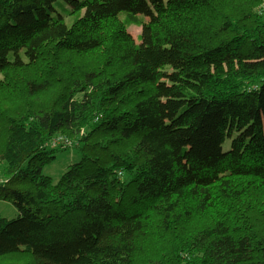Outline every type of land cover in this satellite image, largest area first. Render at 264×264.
Wrapping results in <instances>:
<instances>
[{
  "label": "trees",
  "instance_id": "16d2710c",
  "mask_svg": "<svg viewBox=\"0 0 264 264\" xmlns=\"http://www.w3.org/2000/svg\"><path fill=\"white\" fill-rule=\"evenodd\" d=\"M261 2L0 0V87L38 104L0 121V202L18 212L0 217V259L133 264L158 237L149 264H264V223L244 208L255 198L264 219ZM69 150L78 163L43 175ZM217 202L223 222L183 240L181 260L178 230Z\"/></svg>",
  "mask_w": 264,
  "mask_h": 264
},
{
  "label": "rangeland",
  "instance_id": "374dc122",
  "mask_svg": "<svg viewBox=\"0 0 264 264\" xmlns=\"http://www.w3.org/2000/svg\"><path fill=\"white\" fill-rule=\"evenodd\" d=\"M63 1L61 2V4ZM70 8H74L70 4H67ZM57 7V6H56ZM255 13L262 16L264 20V0H262L261 4L255 8ZM74 17V16H73ZM67 22H70L69 19H67ZM129 33L132 35L134 40L139 44V38L141 35V29L136 26H130L129 27ZM34 70H12L8 73L9 77L6 79H3L2 85H6L9 81V78L12 77L15 81H19L20 77H22L21 74H26L27 76H32L34 74ZM43 99H45V102L49 101L52 98V93L46 92L43 94ZM32 94L30 91L26 90L23 86L21 87L19 85L18 92L17 90H10L7 88H4V86L0 87V121L3 120L5 117L9 116L12 118H15V120H18L20 118H23L24 116H32V110L33 112L38 108L36 107L38 104H36V100L32 99ZM30 107V110H26L25 107ZM2 122V121H1ZM88 127H83L81 130V135L87 130ZM7 138V132H6V125L0 126V152L3 149L5 145V140ZM226 149H228V144L225 146ZM56 161L51 163L50 165H47L43 169V175L48 176L54 180L55 183H57L60 178L66 173L68 168L80 161V157L76 154L75 151L69 150L68 152L62 151L56 153ZM9 169L4 167V164H0V183H3L7 175L9 173ZM121 176V175H120ZM128 176L124 174L122 178H127ZM28 186H25V188ZM248 200V199H247ZM215 207L220 210V214H216L214 208H212L210 211L202 213V215L195 216L193 219L189 221V223L183 225L178 230V240L176 241V250L181 252L180 258L181 260H186L188 256L184 253L182 249V246L184 243H182L183 240L187 239L189 236H193L195 232H197L198 227L203 228L206 223L213 220L216 216L222 215L220 221L223 222V203L217 202ZM261 207L264 209V203H261ZM244 208L246 210H249V214L253 216L254 220L256 222H262L264 223V219H262L263 215L259 211V203L255 198L252 199V201L248 204L246 203ZM235 212V217L231 216L226 221L228 224L234 223L235 226L239 225L240 218L239 214ZM0 217L7 219L9 221L15 220L18 217V212L14 208V206L7 202H0ZM170 235H174L173 233H170ZM160 239L158 237L150 238L149 242L147 241L142 242L140 245L139 250L136 252L134 256V262L133 264H149L150 259L153 257V254L156 252V244ZM31 258L26 255H13V256H7L2 259H0V264H30ZM183 264V263H182Z\"/></svg>",
  "mask_w": 264,
  "mask_h": 264
},
{
  "label": "built area",
  "instance_id": "2783aa9c",
  "mask_svg": "<svg viewBox=\"0 0 264 264\" xmlns=\"http://www.w3.org/2000/svg\"><path fill=\"white\" fill-rule=\"evenodd\" d=\"M58 142H62V141H58ZM63 143H65V142H63ZM66 145H67V143H65Z\"/></svg>",
  "mask_w": 264,
  "mask_h": 264
}]
</instances>
